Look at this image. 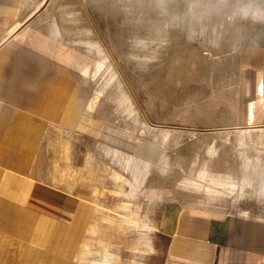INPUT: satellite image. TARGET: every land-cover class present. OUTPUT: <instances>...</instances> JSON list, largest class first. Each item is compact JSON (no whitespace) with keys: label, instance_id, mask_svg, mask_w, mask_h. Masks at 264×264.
<instances>
[{"label":"rangeland","instance_id":"rangeland-1","mask_svg":"<svg viewBox=\"0 0 264 264\" xmlns=\"http://www.w3.org/2000/svg\"><path fill=\"white\" fill-rule=\"evenodd\" d=\"M207 2L53 0L49 7L64 42L90 58L81 94L93 106L91 126L47 140L48 176L68 191L70 205L77 202L78 238L93 210L85 264H160L156 227L170 199L264 218V122L227 127L208 103L219 97L229 111L224 87L206 77L219 63L232 66V40L227 14L193 7ZM147 141L164 146L161 161L125 158Z\"/></svg>","mask_w":264,"mask_h":264},{"label":"crops","instance_id":"crops-1","mask_svg":"<svg viewBox=\"0 0 264 264\" xmlns=\"http://www.w3.org/2000/svg\"><path fill=\"white\" fill-rule=\"evenodd\" d=\"M52 1L0 0V264H85L93 210L78 238L71 226L77 202L70 205L68 191L49 179L47 140L57 130L81 134L91 126L93 106L81 94L90 58L64 42V27L49 14ZM231 40L232 66L219 63L206 77L224 87L229 111L218 94L207 102L227 127L260 124L264 24L231 20ZM99 69L96 62L95 74ZM146 143L125 158L161 161L164 146ZM159 215L160 264H264V218L173 199Z\"/></svg>","mask_w":264,"mask_h":264},{"label":"clouds","instance_id":"clouds-1","mask_svg":"<svg viewBox=\"0 0 264 264\" xmlns=\"http://www.w3.org/2000/svg\"><path fill=\"white\" fill-rule=\"evenodd\" d=\"M202 7L207 13H225L230 20H250L264 24V0H208Z\"/></svg>","mask_w":264,"mask_h":264}]
</instances>
